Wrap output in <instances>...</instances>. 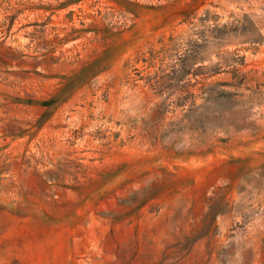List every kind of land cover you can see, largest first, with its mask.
Instances as JSON below:
<instances>
[{
	"label": "rangeland",
	"instance_id": "1",
	"mask_svg": "<svg viewBox=\"0 0 264 264\" xmlns=\"http://www.w3.org/2000/svg\"><path fill=\"white\" fill-rule=\"evenodd\" d=\"M0 264H264V0H0Z\"/></svg>",
	"mask_w": 264,
	"mask_h": 264
}]
</instances>
